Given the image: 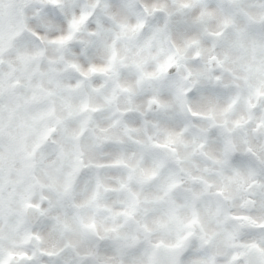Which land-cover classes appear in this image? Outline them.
I'll use <instances>...</instances> for the list:
<instances>
[{
  "label": "clouds",
  "instance_id": "clouds-1",
  "mask_svg": "<svg viewBox=\"0 0 264 264\" xmlns=\"http://www.w3.org/2000/svg\"><path fill=\"white\" fill-rule=\"evenodd\" d=\"M0 264H264V0H0Z\"/></svg>",
  "mask_w": 264,
  "mask_h": 264
}]
</instances>
